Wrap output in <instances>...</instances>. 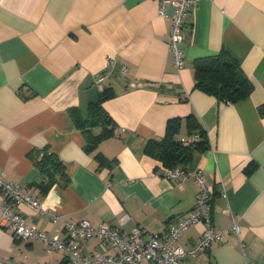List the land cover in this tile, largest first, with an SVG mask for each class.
<instances>
[{
  "label": "crops",
  "instance_id": "obj_1",
  "mask_svg": "<svg viewBox=\"0 0 264 264\" xmlns=\"http://www.w3.org/2000/svg\"><path fill=\"white\" fill-rule=\"evenodd\" d=\"M167 12L159 14L158 0H0V174L37 195L38 208L15 205L25 223L61 240L62 222L82 219L160 232L193 207L199 187L193 177H163L143 148L162 138L170 117L182 118L186 136L192 114L208 147L194 150L187 168L209 187L212 225L236 219L241 234L181 264H264V0H199L185 19L180 66L168 46L172 7ZM222 49L253 84L234 103L195 87L193 61ZM100 91L111 94L101 106L114 129L97 139L105 125L83 122ZM44 149L68 177L46 194L32 185L41 175L29 157ZM203 228L189 225L178 243L192 246ZM79 242L86 254L116 251L97 237ZM67 256L38 237L13 236L0 218V258L65 264Z\"/></svg>",
  "mask_w": 264,
  "mask_h": 264
},
{
  "label": "built area",
  "instance_id": "obj_2",
  "mask_svg": "<svg viewBox=\"0 0 264 264\" xmlns=\"http://www.w3.org/2000/svg\"><path fill=\"white\" fill-rule=\"evenodd\" d=\"M199 0H158V12L167 17V9L172 7L169 17V49L172 51L177 66L183 63V50L179 46L185 34L184 23L189 10L197 5ZM110 59L109 63H112ZM106 73L97 75L96 82L101 81ZM198 138L196 133L180 138L183 144H191ZM162 176L183 182L188 177H193L199 187L197 199L191 209L186 211L176 220L168 223L160 232H151L146 228L134 226L130 230L122 228L124 219L117 225L110 226L106 223L94 224L90 220L82 219L77 223L63 221L64 239H59L58 234H48L39 231L33 225H27L15 205L26 203L34 208L40 206L35 193L28 192L24 186L6 181L0 174V218L4 225L12 230L15 237H38L49 248H54L67 253L65 264H181L187 256L196 257L199 253L210 249L215 240L223 241L230 234H241V227L236 219L226 227L212 225L209 210L210 192L200 170L192 171L185 168H163ZM224 193H222V196ZM51 220L56 223L59 215L50 213ZM203 223L204 228L194 244L188 248L178 243L179 235L189 225ZM97 237L101 243H107L116 249L115 253L107 254L94 251L92 254L83 253L79 240ZM0 264H24L20 260L0 258ZM245 264H255L245 261Z\"/></svg>",
  "mask_w": 264,
  "mask_h": 264
},
{
  "label": "trees",
  "instance_id": "obj_3",
  "mask_svg": "<svg viewBox=\"0 0 264 264\" xmlns=\"http://www.w3.org/2000/svg\"><path fill=\"white\" fill-rule=\"evenodd\" d=\"M195 72V87L213 95L218 100L229 103L246 98L253 90V84L240 68L239 63L222 49L218 54L193 61ZM111 94L108 91H100L96 100L88 105V121L85 125L104 124L105 129L93 138L101 139L112 135L114 125L110 116L102 108V102ZM264 112V110H261ZM187 123V135L196 133L198 138L191 144H183L180 141V128L182 118L170 117L165 122V130L160 140L149 139L143 148L148 156L161 162L163 168H185L191 160L194 150L203 151L208 147V139L199 121L192 114L184 119ZM110 125V127H107ZM196 129V130H195ZM34 164L39 169L41 179L32 185L41 193L46 194L50 186L58 178L68 180L65 167L61 159L49 149L29 154ZM162 168V169H163ZM211 200V199H210Z\"/></svg>",
  "mask_w": 264,
  "mask_h": 264
},
{
  "label": "rangeland",
  "instance_id": "obj_4",
  "mask_svg": "<svg viewBox=\"0 0 264 264\" xmlns=\"http://www.w3.org/2000/svg\"><path fill=\"white\" fill-rule=\"evenodd\" d=\"M84 253V252H83Z\"/></svg>",
  "mask_w": 264,
  "mask_h": 264
}]
</instances>
